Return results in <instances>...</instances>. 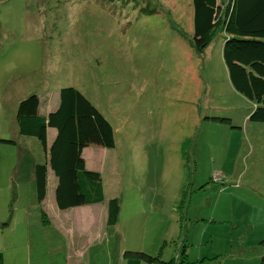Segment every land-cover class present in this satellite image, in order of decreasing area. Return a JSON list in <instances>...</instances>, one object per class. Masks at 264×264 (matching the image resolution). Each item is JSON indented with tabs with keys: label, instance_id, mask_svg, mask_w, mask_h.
I'll return each mask as SVG.
<instances>
[{
	"label": "rangeland",
	"instance_id": "374dc122",
	"mask_svg": "<svg viewBox=\"0 0 264 264\" xmlns=\"http://www.w3.org/2000/svg\"><path fill=\"white\" fill-rule=\"evenodd\" d=\"M191 38V0H0V132L19 100L53 104L62 87L113 128L112 148L83 150L104 193L94 226L69 245L38 232L61 244L58 264H147L137 253L180 247L189 262L264 264V123L229 84L222 35L201 54ZM77 245L83 262L66 253Z\"/></svg>",
	"mask_w": 264,
	"mask_h": 264
},
{
	"label": "trees",
	"instance_id": "16d2710c",
	"mask_svg": "<svg viewBox=\"0 0 264 264\" xmlns=\"http://www.w3.org/2000/svg\"><path fill=\"white\" fill-rule=\"evenodd\" d=\"M191 3L193 50L203 53L215 36L222 35L221 59L229 84L252 104L248 120L264 123V0H191ZM38 107L39 98L29 94L18 101L14 113L18 134L35 138L44 150L47 129L55 130L47 157L33 169L37 201L46 194L49 169L56 179L54 200L58 209L103 202L100 175L86 169L81 153L92 145L114 146L110 123L72 87L59 89L57 105L46 116L38 113ZM14 143L0 137V144ZM106 203V225L113 226L120 211L119 201L114 197ZM137 255L147 264H202L200 260L189 262L185 247L177 248V255L166 261L157 254Z\"/></svg>",
	"mask_w": 264,
	"mask_h": 264
},
{
	"label": "crops",
	"instance_id": "0c3cea01",
	"mask_svg": "<svg viewBox=\"0 0 264 264\" xmlns=\"http://www.w3.org/2000/svg\"><path fill=\"white\" fill-rule=\"evenodd\" d=\"M56 105L57 102L48 104L47 100H39L38 113L46 116ZM51 129L48 128L46 133V150L35 138L19 135L15 123L10 124L8 131L0 132L1 138L15 141L14 144H0V264H58L56 252L59 254L61 244L52 239L48 248L44 245L46 228L55 238L67 236L69 245L79 230L83 227L88 230L94 222L90 205L64 210L57 208L54 200L56 179L49 169L46 194L40 202L36 199L33 169L36 163L47 157L48 146L55 135L54 129L49 132ZM83 150L81 154L86 167ZM73 210L75 213L71 214ZM103 222L106 225V219ZM40 228L44 230L40 232L42 235L38 234ZM75 247L78 249L71 248L66 252L69 260L74 262V258L79 257L83 262L85 251H81L82 245Z\"/></svg>",
	"mask_w": 264,
	"mask_h": 264
}]
</instances>
